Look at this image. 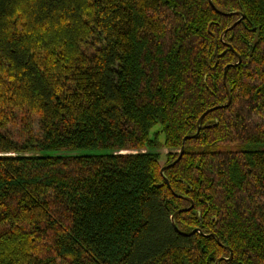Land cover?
<instances>
[{
    "label": "trees",
    "instance_id": "1",
    "mask_svg": "<svg viewBox=\"0 0 264 264\" xmlns=\"http://www.w3.org/2000/svg\"><path fill=\"white\" fill-rule=\"evenodd\" d=\"M211 2L0 0V264H264V0Z\"/></svg>",
    "mask_w": 264,
    "mask_h": 264
},
{
    "label": "water",
    "instance_id": "2",
    "mask_svg": "<svg viewBox=\"0 0 264 264\" xmlns=\"http://www.w3.org/2000/svg\"><path fill=\"white\" fill-rule=\"evenodd\" d=\"M209 2H210V4H212V2H211V0H209ZM241 18H239L238 20H236L231 26H229L228 28H226L224 31H226L227 29H230L231 27H233L239 20H240ZM226 67L227 66H225L224 67V74H223V79H224V77H225V72H226ZM226 93H227V96H228V101H227V103L225 104V105H228L229 103H230V100H231V97H230V93H229V91H228V89L226 88ZM213 108H209V109H207V110H205L204 112H203V114L200 116V118L197 120V122L199 123V121H200V119L208 112V111H210V110H212ZM185 139H186V136L183 138V141H182V146H181V149H180V152H179V155H178V157L173 161V162H171V163H169V164H166V165H163L162 167H161V169H160V173H163V170L166 168V167H168V166H170V165H173L179 158H180V156H181V154H182V151H183V146H184V142H185ZM166 182H167V185L169 186V183H168V181L166 180ZM191 206H189L188 208H190ZM174 215H171V221H172V224L174 225ZM230 257H231V252H230Z\"/></svg>",
    "mask_w": 264,
    "mask_h": 264
},
{
    "label": "rangeland",
    "instance_id": "3",
    "mask_svg": "<svg viewBox=\"0 0 264 264\" xmlns=\"http://www.w3.org/2000/svg\"><path fill=\"white\" fill-rule=\"evenodd\" d=\"M160 129V123L156 124L155 126H153V128L151 129V133H154L155 131ZM163 138L162 134H161V139ZM223 148V147H222ZM220 148V149H222ZM168 150L164 147L159 148V152H160V164H163L165 162V153Z\"/></svg>",
    "mask_w": 264,
    "mask_h": 264
}]
</instances>
